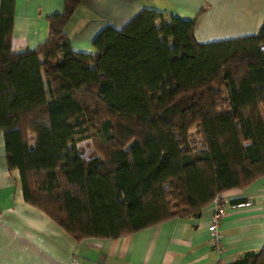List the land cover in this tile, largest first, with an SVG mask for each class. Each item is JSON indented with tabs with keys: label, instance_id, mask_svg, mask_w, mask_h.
Wrapping results in <instances>:
<instances>
[{
	"label": "trees",
	"instance_id": "16d2710c",
	"mask_svg": "<svg viewBox=\"0 0 264 264\" xmlns=\"http://www.w3.org/2000/svg\"><path fill=\"white\" fill-rule=\"evenodd\" d=\"M81 1L15 50L0 0V129L26 203L74 240L115 238L264 175V15L255 33L199 42L194 16L141 8L84 53L63 31ZM226 264H264V242Z\"/></svg>",
	"mask_w": 264,
	"mask_h": 264
},
{
	"label": "crops",
	"instance_id": "0c3cea01",
	"mask_svg": "<svg viewBox=\"0 0 264 264\" xmlns=\"http://www.w3.org/2000/svg\"><path fill=\"white\" fill-rule=\"evenodd\" d=\"M62 0H13L10 47L32 49L48 32L46 17ZM141 8L193 17V34L206 42L255 33L264 0H82L63 25L70 49L92 53L91 39L109 24L120 27ZM219 260L229 263L264 242V175L220 193ZM213 202L197 216L173 217L115 238L68 233L22 196L19 173L8 168L0 129V264H211L216 252L206 224Z\"/></svg>",
	"mask_w": 264,
	"mask_h": 264
},
{
	"label": "built area",
	"instance_id": "2783aa9c",
	"mask_svg": "<svg viewBox=\"0 0 264 264\" xmlns=\"http://www.w3.org/2000/svg\"><path fill=\"white\" fill-rule=\"evenodd\" d=\"M212 202H213V207L208 216L206 230L208 233V242L216 252L217 257L215 261L211 264H222L219 260V254L222 250L220 244L219 223L221 217L224 215V208H223V200L220 194L216 195L212 199ZM68 264H77V262L75 260H70Z\"/></svg>",
	"mask_w": 264,
	"mask_h": 264
},
{
	"label": "rangeland",
	"instance_id": "374dc122",
	"mask_svg": "<svg viewBox=\"0 0 264 264\" xmlns=\"http://www.w3.org/2000/svg\"><path fill=\"white\" fill-rule=\"evenodd\" d=\"M83 114L85 116L89 132L94 133L95 128L98 124L97 116L94 109L93 108L85 109Z\"/></svg>",
	"mask_w": 264,
	"mask_h": 264
}]
</instances>
